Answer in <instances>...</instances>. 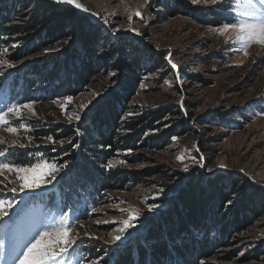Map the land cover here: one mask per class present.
<instances>
[{
	"label": "rangeland",
	"instance_id": "obj_1",
	"mask_svg": "<svg viewBox=\"0 0 264 264\" xmlns=\"http://www.w3.org/2000/svg\"><path fill=\"white\" fill-rule=\"evenodd\" d=\"M184 1L185 3L179 0H78L90 12L99 14L97 18L108 30L106 34L122 43H117L120 49L124 48L131 56L137 49L142 50V53H136L142 62V69L132 75L136 84L130 92L128 106L132 110L142 112L165 111V118L158 122L157 126L161 125L160 127L144 133L139 138L136 148L122 150L119 156L109 161L113 162L114 168L130 172H148L152 176L139 177L124 190L106 192L108 199L94 208L86 220L78 218L76 212L68 210L65 213L60 209V198L55 185L65 169L59 173L56 182L38 190L35 195L18 192L15 206L7 217L0 220V246L5 253L14 240L27 243L37 231L55 227L63 219L71 226L69 236L79 237L74 246L72 264H112L122 252L121 249L129 244L128 240L149 225L144 223V220L139 224L141 217L154 216L155 223L158 216L168 208L169 205L164 203L156 210H148L152 201L162 198L165 189L156 186L155 181L164 182L168 176L186 174L197 167L196 165L205 177L213 178V181L217 179L218 182L223 175L234 180L242 177L256 186L259 192L264 193V44H251L245 55L239 50V43L229 39L235 37L234 32L229 31L221 35L215 29L222 25L208 26L198 20L204 17L203 13L212 11L220 3L206 5L203 0L199 3H193V0ZM171 5H175L173 10L179 11L176 16L170 15L171 8L168 7ZM136 11H139L141 16H136ZM137 32L140 35H137ZM0 43V61L14 64L12 68H7L6 65L0 67V71L4 72V76L0 77V111L6 110V106L10 104L32 103V111L22 109L20 117H7L10 126L19 128L20 124H24L28 130L20 128L16 134H12L6 131L9 125L0 126V139L5 141L0 144V149H6L7 152L0 161L27 166L38 162L42 155L44 160L57 163L58 157L44 152H31L23 156V149L38 146L34 137L28 133L35 126L46 125V122L50 125L59 122L66 127L77 126L97 110L102 108L103 111L112 93L125 95V92H117L124 79L115 80V83L112 80L118 75L121 78L125 76L124 67L119 70H113L114 68L109 66L105 68L104 59L98 56L104 51L100 50L95 58V67L100 70V74L75 89L71 103L65 99L68 96L54 98L52 106L57 112L49 121L45 116L38 114L36 102L12 100L17 91L11 84L16 70L22 69L25 61L39 63L42 56L28 57L23 63L11 62L8 55L18 49V41L9 39L8 42L0 40ZM70 43L74 42L70 40ZM62 50H45L41 55L50 56ZM145 53L165 55V67L151 62ZM122 59V56H117L121 63L126 62ZM176 62L180 66L173 69L171 64ZM174 80L180 87L179 93L173 90ZM81 105L85 107L82 108ZM175 105L182 112V122L188 126V129L181 130V133L184 131L186 134L173 136L170 144L164 145L163 148L148 147L146 140L149 135L159 136L161 131L176 127L172 122L176 116L166 114L173 110ZM72 114H78L80 119L77 121L73 118L69 122L67 116ZM133 115L132 112L124 114L120 119L121 123ZM43 145L50 148L62 147L59 143L53 144L48 140H45ZM143 145L148 148L142 147ZM193 153L196 159H193ZM178 156H183V161L178 160ZM70 165L68 162V166ZM185 166L188 167L187 172L183 171ZM191 175L182 181L186 182ZM162 176L164 178H161ZM15 177V173L8 172L0 175V199L5 198V195L8 199H13L10 189L18 188L19 185ZM195 190L194 188L193 193ZM50 193L54 195L53 200H50ZM258 195L247 194L243 199L229 191L228 196H231L232 203L226 205L227 208L233 205L230 214L235 210L244 214L249 209H258L263 201ZM177 203H173V206ZM133 210L139 211V217H134L135 222L120 241L113 242V237L119 234L117 229L123 226L122 221L129 219ZM91 242H94V246ZM230 244L215 257L204 258L201 263L264 264V210L261 211V218L240 232Z\"/></svg>",
	"mask_w": 264,
	"mask_h": 264
},
{
	"label": "trees",
	"instance_id": "obj_2",
	"mask_svg": "<svg viewBox=\"0 0 264 264\" xmlns=\"http://www.w3.org/2000/svg\"><path fill=\"white\" fill-rule=\"evenodd\" d=\"M179 1L185 3L184 0ZM13 3L15 4L12 5ZM12 6L13 9H10ZM174 6L168 7L171 8L172 16L179 12L173 10ZM227 7L226 3H220L212 11L203 13L204 17L198 20L213 27L231 23L232 17ZM107 31L103 25L93 24L73 8L60 6L52 0L0 1V40H16L20 45L13 54L8 55V59L11 62L23 63L28 57L42 56L39 63L25 61L22 69L16 70L14 81L11 83L17 90L12 98L13 102H36L38 114L50 121L57 112L52 106L54 98L73 96L75 89L100 74V70L95 67V58L100 50L104 51L98 56L104 59L105 68L113 67V70H119L124 67L125 76L121 78L118 75L112 80L115 83L124 79L117 92H125V95L111 92L112 96L103 108L105 112L101 108L77 126L66 127L59 122L52 125L46 122V125L35 126L28 134L34 137L38 146L23 149V156L31 152H44L58 157L57 163H71L56 183L55 190L60 198V209L65 213L68 210L76 212L82 220H86L94 208L108 199L106 192L124 190L135 179L152 176L148 172H130L114 167L109 169L105 165L110 159L119 156L122 150L136 148L139 138L144 133L160 127L161 125L157 126L158 122L165 118V111L142 112L132 110L128 106L130 92L136 84L132 75L142 69V62L136 53H142V50L137 49L131 56L127 50L119 48L120 40L113 39L111 35L106 34ZM70 40L74 43H70ZM56 48L63 50L50 56L41 55L45 50ZM147 55L151 62L165 67V55ZM117 56H122L126 62L121 63ZM175 64L180 66L177 62ZM180 71L182 72L181 68ZM173 82L174 92L179 93L178 82ZM130 112L134 115L121 123V117ZM166 114L176 116L172 121L176 127L161 131L159 136L149 135L146 140L148 147L163 148L164 145L170 144L173 136L186 134L184 131L181 133V130L188 129V126L182 122L179 107L175 105L173 110ZM122 128L124 130H121ZM123 131L127 133H122ZM48 136L57 141L70 139L73 144H78L79 148H73L69 143L62 147L50 148L43 145ZM194 158L196 159V156L193 153ZM196 166L186 174L168 176L164 182L155 181L156 186L165 189L162 198L152 201V205L167 203L170 207L166 204L168 208L162 211L155 223L154 216L141 217L139 224L144 220V223L149 225H143L146 226L144 230L139 228L140 231L135 234L136 238L128 240L129 244L121 249L122 252L112 264H202L201 260L215 257L231 245L230 242L240 232L261 218L264 193L259 192L256 186L242 177L234 180L223 175L218 182L217 179L213 181V178L205 177L198 165ZM189 174H192L191 178L183 182ZM163 176L161 178H164ZM182 186L185 188L182 189ZM229 191L243 199L247 194H259V199L263 201L260 207L255 209L258 211L249 209L242 214L235 210L230 214L233 205L228 208L226 205L231 200ZM53 197L51 193L50 200H53ZM172 202L178 203L173 206ZM156 209L157 207L154 210ZM91 243L94 246V242Z\"/></svg>",
	"mask_w": 264,
	"mask_h": 264
},
{
	"label": "snow or ice",
	"instance_id": "obj_3",
	"mask_svg": "<svg viewBox=\"0 0 264 264\" xmlns=\"http://www.w3.org/2000/svg\"><path fill=\"white\" fill-rule=\"evenodd\" d=\"M53 2L56 4L73 5L75 8L80 9L85 13L90 12V10L82 3L78 2V0H53ZM199 2L200 0H193V3ZM225 2L228 5L227 10L232 17V22L224 23L222 26L216 28L215 31L221 35H225L229 31L234 32L235 37H230V41L234 39L238 42L240 45L239 50L247 55V48L251 44H264V0H203V3L206 5H217ZM90 14L94 17L99 16L95 11H91ZM135 15L141 16V13L136 11ZM141 19H143V17H141ZM105 23H107V20H105ZM116 31H118V29ZM136 34L140 35L139 32ZM65 43H67V41H65ZM169 62L171 63V60ZM5 65L7 68L14 67V64L9 63L8 61H0V67ZM171 67L177 69L175 63H172ZM113 75H115V73H113ZM3 76L4 72L0 71V77ZM93 95H95V93H93ZM65 99L68 103L73 101V97L71 96H68ZM81 107L83 108L85 106L81 105ZM22 109L32 111V103H15L6 106V110L0 111V126L9 125L7 117L10 115L20 117ZM73 118L78 121L80 116L78 114L67 116L69 122H71ZM20 128L28 130L26 125L20 124L19 128L9 125L6 128V131L16 134ZM77 134L79 133L77 132ZM46 139L53 144L59 143L61 146L65 144V140L57 141L52 136H48ZM29 140H31V137H29ZM3 143H5V141L0 139V144ZM67 143L72 144L73 148H79V145L73 144L70 139ZM6 154V149H0V158L5 157ZM177 159L183 161L184 157L178 156ZM121 163L125 162L121 161ZM67 167L68 162L60 164L54 161L44 160L42 155L38 162L27 166L0 161V175H3L5 172L15 173V180L19 182L18 188L13 187L10 189L13 199H8L6 195L5 198L0 199V220L7 217L11 209L15 206V197L18 192H28L31 195H35L38 190L51 186L56 182L59 173ZM105 167L110 169L114 167V164L109 161ZM220 167L226 166L220 165ZM183 171L187 172L188 167L185 166ZM209 171H211V169H209ZM231 203L232 201L229 200L228 204ZM158 206L159 205L156 204L150 205L148 210L153 211ZM139 215L140 213L138 210H133L129 214V219L122 221L123 226L117 229L119 234L113 237V242L122 239L127 230L135 222L134 217L138 218ZM97 223H100V221H97ZM70 232L71 226L61 219V222L57 226L46 227L41 231H37L35 236L27 243H21L18 240H14L7 253H5L2 250V246H0V264H72L75 253L74 246L79 237H70ZM93 264H98V262H93Z\"/></svg>",
	"mask_w": 264,
	"mask_h": 264
},
{
	"label": "water",
	"instance_id": "obj_4",
	"mask_svg": "<svg viewBox=\"0 0 264 264\" xmlns=\"http://www.w3.org/2000/svg\"><path fill=\"white\" fill-rule=\"evenodd\" d=\"M61 6H67L73 8L77 13L86 16L91 22L95 24H101V21L98 20L97 17L92 16L90 13H85L80 9L75 8L73 5H66V4H60Z\"/></svg>",
	"mask_w": 264,
	"mask_h": 264
}]
</instances>
